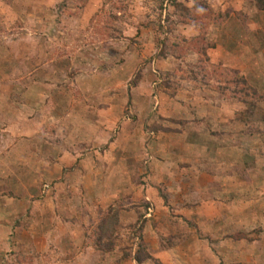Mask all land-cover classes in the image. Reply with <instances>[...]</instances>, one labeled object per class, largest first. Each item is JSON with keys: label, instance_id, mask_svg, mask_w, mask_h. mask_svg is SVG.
<instances>
[{"label": "rangeland", "instance_id": "1", "mask_svg": "<svg viewBox=\"0 0 264 264\" xmlns=\"http://www.w3.org/2000/svg\"><path fill=\"white\" fill-rule=\"evenodd\" d=\"M227 9L264 43L251 0H0V264H264V56L243 95L184 39Z\"/></svg>", "mask_w": 264, "mask_h": 264}, {"label": "crops", "instance_id": "2", "mask_svg": "<svg viewBox=\"0 0 264 264\" xmlns=\"http://www.w3.org/2000/svg\"><path fill=\"white\" fill-rule=\"evenodd\" d=\"M263 18L264 12L262 14H258V22L256 25L257 32L264 30V21H262ZM253 20L254 19H252V21ZM215 30H217L218 33L217 36L213 39L217 43V46L210 51V56L213 61H221L224 63V65L235 64L240 67H246L248 69L249 67L253 66L254 60H256L258 57L257 54L261 52L260 54L264 56V43L262 42V46L259 42L263 40H261L260 38L258 39V35L256 36V32H249L248 29H246L243 24H241L234 17H230L226 24H224L220 28H216ZM245 72L246 71H244L243 73ZM183 133H187V131L183 130L182 135ZM184 145L186 146V144ZM157 189L158 195H160V189ZM172 189L173 188L170 186L169 188H167V191H171ZM164 190L165 189H163V191ZM169 194L170 192H168L166 195L168 196ZM47 195L49 196V199L45 198L43 200L44 203L48 200L50 201V194ZM157 197L158 198L156 199L158 204H161L162 200L164 204L166 203L170 206L172 205V201H174V198L172 197ZM9 207V202H7L6 204L4 203V205L0 207V220L2 224H6L5 220L9 218V214H7V212H9L10 210ZM149 210H152V208L149 207ZM150 215L152 214L150 213ZM6 240L7 239L0 238V241L2 243Z\"/></svg>", "mask_w": 264, "mask_h": 264}, {"label": "trees", "instance_id": "3", "mask_svg": "<svg viewBox=\"0 0 264 264\" xmlns=\"http://www.w3.org/2000/svg\"><path fill=\"white\" fill-rule=\"evenodd\" d=\"M251 1H253L258 6L259 9L264 10V0H251ZM174 5L176 6L177 13L179 14L178 21H180V22H182L184 24H189L190 25L191 21L189 23L188 22L189 19L187 18L188 17V12L190 11V8L187 5H185L183 2H178V1H175ZM161 7H163V4H161ZM232 12H233V10L227 9L224 12L223 11H219L218 13H214L215 14L214 15V19H213L214 24H216L217 26L224 25L226 23L228 17L230 16V14ZM166 20H169L168 16H166ZM207 25H208V23L203 25V32H201L199 35L194 36L191 39H187V38L184 37L185 41L189 42V46H191L193 49H195V51L197 53H199L200 55L203 54V56L208 60V62L211 63L212 71L214 73H216L215 77H220L219 76L220 72L225 73V76H227V74L230 73V78L231 79L229 81H227V82L229 84L232 83L234 85V86H230V87L232 88V90L244 95L243 91H245V90L239 84H240V82H242V83L245 82L246 83V79L244 77H240V78H238V80L234 81V74L238 73V72H236L232 68L226 67L222 62H212L211 61L208 49L215 47V43L212 42L211 40H209V38L207 37L208 29H209ZM113 26H114V28H116V26L114 24H113ZM105 33L107 35H109L107 32H105ZM118 33L120 35H122L121 31H119ZM110 34L114 35V33H110ZM172 43L174 44V42H172ZM166 51H167V49H164L161 46V52H162L163 56H166V53H165ZM216 70H219V73ZM191 72L195 74L196 71H195L194 66H192ZM240 97H243V96H240ZM101 230H103V227L101 228ZM135 257H136V260L138 262H142V261L146 260V258H149L150 256L147 257L146 255H143L141 253V250H139V251L136 252Z\"/></svg>", "mask_w": 264, "mask_h": 264}]
</instances>
